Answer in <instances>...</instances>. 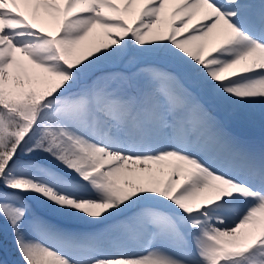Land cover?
<instances>
[{
    "label": "snow or ice",
    "instance_id": "obj_1",
    "mask_svg": "<svg viewBox=\"0 0 264 264\" xmlns=\"http://www.w3.org/2000/svg\"><path fill=\"white\" fill-rule=\"evenodd\" d=\"M9 234L12 264H264V0H0Z\"/></svg>",
    "mask_w": 264,
    "mask_h": 264
},
{
    "label": "rangeland",
    "instance_id": "obj_2",
    "mask_svg": "<svg viewBox=\"0 0 264 264\" xmlns=\"http://www.w3.org/2000/svg\"><path fill=\"white\" fill-rule=\"evenodd\" d=\"M97 39H99V37H97ZM259 133L257 132V135ZM10 235V234H9ZM11 236V235H10ZM10 240H11V237H10ZM7 241L4 240V243H3V248L0 249V256L3 257V259H5L6 261L9 262V264H12V262L16 259V257L13 255L12 253V245L11 247L10 246H7ZM18 255V254H17Z\"/></svg>",
    "mask_w": 264,
    "mask_h": 264
},
{
    "label": "trees",
    "instance_id": "obj_3",
    "mask_svg": "<svg viewBox=\"0 0 264 264\" xmlns=\"http://www.w3.org/2000/svg\"><path fill=\"white\" fill-rule=\"evenodd\" d=\"M10 237H11V236L8 235L7 238L5 239V241H7V243H6L7 246H10V247H11V245H12V241L10 240Z\"/></svg>",
    "mask_w": 264,
    "mask_h": 264
}]
</instances>
